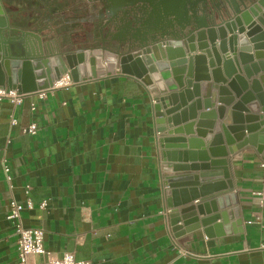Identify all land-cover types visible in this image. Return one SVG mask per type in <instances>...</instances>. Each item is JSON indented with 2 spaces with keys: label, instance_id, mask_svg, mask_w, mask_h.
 Segmentation results:
<instances>
[{
  "label": "water",
  "instance_id": "1",
  "mask_svg": "<svg viewBox=\"0 0 264 264\" xmlns=\"http://www.w3.org/2000/svg\"><path fill=\"white\" fill-rule=\"evenodd\" d=\"M123 1L105 23L70 33L67 0H0V87L34 94L66 75L141 81L160 95L153 114L168 134L159 145L175 237L240 226L228 158L253 148L264 159V0ZM139 1L151 5L146 23L123 16Z\"/></svg>",
  "mask_w": 264,
  "mask_h": 264
},
{
  "label": "crops",
  "instance_id": "2",
  "mask_svg": "<svg viewBox=\"0 0 264 264\" xmlns=\"http://www.w3.org/2000/svg\"><path fill=\"white\" fill-rule=\"evenodd\" d=\"M159 96L119 74L58 86L17 107L0 101V264H18L12 200L26 207L25 228L44 230L46 251L78 261L264 264V203L255 195L264 159L253 148L228 158L241 225L234 219L211 236L201 229L175 237L159 145L168 134H157L153 114ZM33 124L37 134H25Z\"/></svg>",
  "mask_w": 264,
  "mask_h": 264
},
{
  "label": "built area",
  "instance_id": "3",
  "mask_svg": "<svg viewBox=\"0 0 264 264\" xmlns=\"http://www.w3.org/2000/svg\"><path fill=\"white\" fill-rule=\"evenodd\" d=\"M73 82L70 75L64 76V78L55 84V86L47 91H41L34 94H23L17 89H7L0 87V101L8 100L14 107L21 105L27 97L37 95L41 99L47 97V94L57 88L58 86L69 85ZM35 110V106L32 108ZM17 122L13 119L12 124ZM38 127L36 124L31 125L29 128L24 129V133L28 135H36ZM4 172L6 179L11 185L12 178L9 175L10 167L4 165ZM32 187L28 185L26 187V193L29 194ZM261 199V203H264V188L256 192ZM47 202L45 201L41 205V209L45 210ZM28 209H33L32 203L29 202ZM26 210V207L15 200L11 201L8 213V219L13 221L16 229L17 245H18V264H92L90 261H78L73 253H64L62 255H56L45 250L44 247V230L43 229H28L25 228L22 220V214ZM39 259V260H37Z\"/></svg>",
  "mask_w": 264,
  "mask_h": 264
},
{
  "label": "flooded vegetation",
  "instance_id": "4",
  "mask_svg": "<svg viewBox=\"0 0 264 264\" xmlns=\"http://www.w3.org/2000/svg\"><path fill=\"white\" fill-rule=\"evenodd\" d=\"M35 0V7L38 2ZM66 12L68 13L67 26L70 33H78L89 24L99 25L109 20L107 15L108 10H112L118 2L116 0H67ZM131 0L120 2L119 4L131 5ZM155 4H159V1ZM37 5V6H36ZM150 4L147 1H139L135 7L139 12H132L129 8L124 16L126 20H133L136 18L138 22L146 23L150 18ZM121 16V14H119ZM152 36L147 35V38Z\"/></svg>",
  "mask_w": 264,
  "mask_h": 264
}]
</instances>
